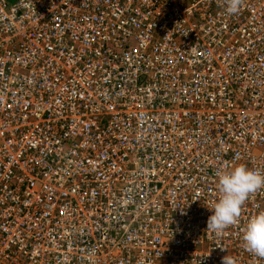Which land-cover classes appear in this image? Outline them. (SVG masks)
Here are the masks:
<instances>
[{
  "label": "built area",
  "instance_id": "built-area-1",
  "mask_svg": "<svg viewBox=\"0 0 264 264\" xmlns=\"http://www.w3.org/2000/svg\"><path fill=\"white\" fill-rule=\"evenodd\" d=\"M226 3L0 0V264H264V188L202 244L264 173V0Z\"/></svg>",
  "mask_w": 264,
  "mask_h": 264
},
{
  "label": "clouds",
  "instance_id": "clouds-1",
  "mask_svg": "<svg viewBox=\"0 0 264 264\" xmlns=\"http://www.w3.org/2000/svg\"><path fill=\"white\" fill-rule=\"evenodd\" d=\"M243 0H227L226 13L234 15L240 11ZM219 199L214 204L207 219V230L221 235L223 231L238 222L241 209L249 195L264 188V173L254 171L246 165H236L229 170L217 173ZM245 248L258 257H264V212L253 216L245 226L243 233ZM221 264H235L234 259L226 255Z\"/></svg>",
  "mask_w": 264,
  "mask_h": 264
},
{
  "label": "bare ground",
  "instance_id": "bare-ground-1",
  "mask_svg": "<svg viewBox=\"0 0 264 264\" xmlns=\"http://www.w3.org/2000/svg\"><path fill=\"white\" fill-rule=\"evenodd\" d=\"M20 95H21V93H18V94H17V97L20 98ZM256 112H257V110H252V111H251L252 114H255ZM262 122L264 123V120H263ZM263 135H264V132H263ZM258 137H259V136H258ZM258 137H257V138H258ZM258 139H259V138H258ZM251 145H255V143L252 142ZM232 159H233V160L235 159L233 155H232ZM252 195L255 196L256 194H252ZM193 224L196 225V220L193 221ZM199 227H200V226H199ZM200 228H201V230H202V235H201V237H202L203 240H204V241L202 240V241H203V242H202L203 245L206 244L205 241H206L207 238H208V239L210 238L211 240L215 239V235H216L215 232L210 231V230H207V226H206V227H200ZM205 238H206V239H205Z\"/></svg>",
  "mask_w": 264,
  "mask_h": 264
}]
</instances>
